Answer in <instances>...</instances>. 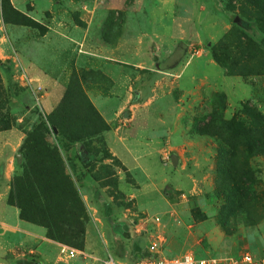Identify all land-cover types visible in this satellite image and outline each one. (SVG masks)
Returning <instances> with one entry per match:
<instances>
[{"label":"rangeland","instance_id":"1","mask_svg":"<svg viewBox=\"0 0 264 264\" xmlns=\"http://www.w3.org/2000/svg\"><path fill=\"white\" fill-rule=\"evenodd\" d=\"M74 1L81 2L86 10L96 11L106 9L110 3ZM135 3L124 0V10L134 11ZM181 3L189 9L188 18L180 17L182 8L176 6V14H172L176 22L169 27L163 23L152 25L154 17L143 15V10L151 11L147 3L136 9L140 15L128 12L126 19L127 32L133 35L162 27L179 36L181 22L186 40L202 38L201 46L208 49L216 63L209 65L210 77L202 90L197 88L186 96L175 89L153 104L167 123V134L173 130L177 142V147L165 149L162 161L159 156L161 163L176 166L173 157L178 151L189 159L185 173L175 172L170 181L158 186L151 180L136 178L106 146L104 132L108 123L85 87L107 95L113 81L100 68L82 65L78 69L73 52L80 51L78 41L65 51L53 49L51 44L57 39L46 38L47 27L40 20L17 9L11 0H1V34L8 51L0 57V131L24 133L8 202L19 209L22 220L47 237L81 247L86 242L88 223L97 216L104 221L102 236L97 234L99 246L104 245L108 257L131 263L136 254L146 251L155 227L152 219L160 215L163 220L157 229L165 234L166 251H172L171 240L182 231L192 233L193 240H200L206 248L223 240L233 245H264V148L258 146L251 155L247 151L249 143H258L262 128L258 123L249 129L252 118L247 109L264 119V0ZM28 8L31 10V5ZM200 8L203 11L199 16ZM72 11L74 21L84 26L81 8L73 7ZM105 20L108 25L102 26L99 34L112 39L117 36L115 26L122 18ZM26 42L35 47L27 53L39 59L50 55L56 64L63 62L68 68V113L58 109L54 112L58 105L51 112L44 109L47 89L43 85L38 88L40 84L29 73ZM134 69V77L143 75L151 81V70ZM233 118L247 130L235 132L222 122ZM263 133L264 130L260 137L264 145ZM165 152L170 155L168 159L164 158ZM170 214L177 217V222ZM126 225L129 233L137 232L134 238L125 235ZM89 238L93 239L92 234ZM247 248L258 252L254 247ZM263 253L264 250L259 254Z\"/></svg>","mask_w":264,"mask_h":264},{"label":"crops","instance_id":"2","mask_svg":"<svg viewBox=\"0 0 264 264\" xmlns=\"http://www.w3.org/2000/svg\"><path fill=\"white\" fill-rule=\"evenodd\" d=\"M11 2L17 9L29 13L47 27L46 38L56 37L57 40L51 44L53 49L65 51L67 47L74 46V41H78L80 44L77 47L81 46L80 51H73L78 61V69L82 65L88 69L100 68L113 81L111 91L107 95L96 93L91 88L85 89L109 125V129L104 132L108 150L124 164L127 171L138 179L151 180L152 184L158 186L170 181L175 172H186V162L189 159L180 151L173 157V162L176 157V166L161 163L165 149L177 147V142L172 136L173 130L167 134V123L158 116L153 104L156 100L169 96L175 89H179L186 96L195 90H202L210 77L209 65L216 63L209 57L208 49L201 46L202 38L186 40L181 22L179 26L182 30L179 36H175L173 32L168 33V28L162 27L149 28L137 35L128 33L126 28L128 12L131 15H140L136 9L141 4L145 6L147 3L151 8V11L143 10V15L154 17L152 25L163 23L166 27L176 22V17L172 15L176 14V6L182 8L179 16L188 18L189 9L186 4L181 3V0H135L137 7L134 11H129L123 8L124 0H110L106 9L96 11L86 10L85 5L80 6L81 2L74 0ZM73 7L81 8L80 18L86 22L84 26L74 21ZM201 9L203 8L197 12L199 16L203 11ZM113 16L122 18L120 25L115 26L117 36L112 39L104 38L99 32L108 25L105 19ZM2 17L0 0V57L8 51L1 34ZM194 45L197 47L193 48ZM34 49L32 42L25 43L26 65L33 81L46 87L47 95L43 106L47 112H51L66 92L68 68L63 62L56 64L50 55H41L39 59L36 54L27 53ZM134 67L151 70V81L146 80L143 75L134 77ZM23 137L24 133L19 130L0 131V264H104L108 255L104 245L99 246L97 238V234L102 236L100 231L104 227L103 219L95 216L96 219L88 223L85 246L79 249L85 252L87 257L78 255L70 258L60 252V241L47 237L32 223L22 220L19 209L8 202ZM200 157L203 158L202 154ZM193 158L194 156L191 157ZM165 167L168 168L167 171ZM125 215L128 216L127 213ZM135 223H138L137 220L134 221L136 228L138 224L136 226ZM141 228L148 232L144 225ZM91 234L92 240L89 238ZM136 234L130 231L131 238ZM193 239L192 233L182 231L171 240L172 251L167 249V252L178 254L191 251L204 257H228L248 250L249 246L258 251L253 252L254 254H264H259L264 250V245L257 242L233 245L224 240L216 243L210 239L214 244L206 248L201 245L200 240ZM142 253L136 256L139 257Z\"/></svg>","mask_w":264,"mask_h":264},{"label":"built area","instance_id":"3","mask_svg":"<svg viewBox=\"0 0 264 264\" xmlns=\"http://www.w3.org/2000/svg\"><path fill=\"white\" fill-rule=\"evenodd\" d=\"M38 88L42 89L43 87L39 86ZM169 157L170 155L165 152L164 158L168 159ZM170 216L171 219L173 218V220L177 222V217H173L172 214H170ZM152 220L153 223H155V227L153 231H149L151 233V238L146 248V255L137 257L136 260L131 263H122L114 257L109 256L104 261V264H264V254L262 256H258L249 250L243 251L238 255L228 257H204L191 251L170 254L165 248V234L163 233V235L161 231L157 229V227H159L157 225L162 222L163 217L155 215ZM144 223L146 224V222ZM135 224L137 225V223ZM60 252L70 258H74L78 255L87 257L85 252L65 243L61 244Z\"/></svg>","mask_w":264,"mask_h":264},{"label":"trees","instance_id":"4","mask_svg":"<svg viewBox=\"0 0 264 264\" xmlns=\"http://www.w3.org/2000/svg\"><path fill=\"white\" fill-rule=\"evenodd\" d=\"M67 92H68V87L66 88V92H65V94H64V96H63V98H62V100L60 101V103L58 104V106L55 108V110H54V112L58 109V111L59 112H61V113H63V112H67V110H65L67 107H66V103H65V99H66V97H67ZM248 110V113L250 114V118H252L251 119V122H250V125H249V129H251V128H253V127H255V126H257L258 125V123L259 124H262V128H261V130L263 131L264 130V119L262 118H260V115L257 113V112H255L254 110H252V109H247ZM68 113V112H67ZM222 122L223 123H225V124H227V127L230 129V130H232V131H243V132H245L246 130H247V128L248 127H242L243 125L241 124V122H239L238 120H236V119H231V120H222ZM107 129H109V125H108V127L105 129V131L107 130ZM201 130H203L204 132H206V130L204 129V128H202ZM261 130H259L258 131V143L256 144V145H254V144H252V143H249L248 145H247V151H248V154L249 155H251V154H253L254 152H255V148H257L258 146L260 147H262V148H264L263 146V144L261 143V137H260V134L262 133V131ZM259 137H260V140H259ZM263 140H264V133H263ZM232 148V150H233V147H231ZM230 162L232 163V159L230 160ZM245 168H247V167H245ZM248 169V168H247ZM249 171H251L250 169H249ZM54 239V238H53ZM59 241V240H58ZM85 244V243H84ZM84 244H82L81 245V247H76V248H78V249H83V247H84ZM80 246V245H79ZM147 254V251H144L140 256H144V255H146ZM139 256V257H140Z\"/></svg>","mask_w":264,"mask_h":264},{"label":"water","instance_id":"5","mask_svg":"<svg viewBox=\"0 0 264 264\" xmlns=\"http://www.w3.org/2000/svg\"><path fill=\"white\" fill-rule=\"evenodd\" d=\"M174 163H177L176 157H175V159H174ZM125 229H126L125 235H126L127 237H129V236H130V233H129V231H128V225L125 226Z\"/></svg>","mask_w":264,"mask_h":264}]
</instances>
